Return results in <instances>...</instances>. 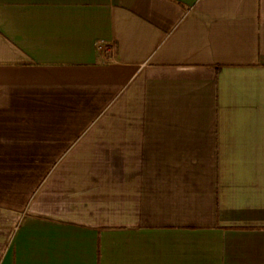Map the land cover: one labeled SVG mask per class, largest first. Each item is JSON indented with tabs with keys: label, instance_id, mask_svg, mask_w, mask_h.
Segmentation results:
<instances>
[{
	"label": "crops",
	"instance_id": "0c3cea01",
	"mask_svg": "<svg viewBox=\"0 0 264 264\" xmlns=\"http://www.w3.org/2000/svg\"><path fill=\"white\" fill-rule=\"evenodd\" d=\"M0 264H264V0H0Z\"/></svg>",
	"mask_w": 264,
	"mask_h": 264
},
{
	"label": "built area",
	"instance_id": "2783aa9c",
	"mask_svg": "<svg viewBox=\"0 0 264 264\" xmlns=\"http://www.w3.org/2000/svg\"><path fill=\"white\" fill-rule=\"evenodd\" d=\"M98 50L101 52H110L109 47H106L104 44L99 43L97 46Z\"/></svg>",
	"mask_w": 264,
	"mask_h": 264
}]
</instances>
